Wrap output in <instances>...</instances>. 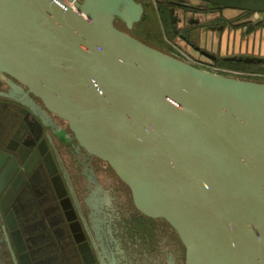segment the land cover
Masks as SVG:
<instances>
[{
  "label": "water",
  "instance_id": "1",
  "mask_svg": "<svg viewBox=\"0 0 264 264\" xmlns=\"http://www.w3.org/2000/svg\"><path fill=\"white\" fill-rule=\"evenodd\" d=\"M200 1L264 16V0ZM143 12L137 0H0V77L18 90L0 95L28 108L20 127L36 139L28 93L65 120L78 146L128 187L137 211L173 228L184 264H264V82L134 37L127 30ZM167 15L177 32L173 7ZM36 147L17 149L6 165L1 152L0 179L8 168L11 179L16 158L37 162L46 146Z\"/></svg>",
  "mask_w": 264,
  "mask_h": 264
},
{
  "label": "flooded vegetation",
  "instance_id": "2",
  "mask_svg": "<svg viewBox=\"0 0 264 264\" xmlns=\"http://www.w3.org/2000/svg\"><path fill=\"white\" fill-rule=\"evenodd\" d=\"M169 2L173 8L183 5L179 7L186 11L204 13L212 8L202 2L194 6L197 11L179 0ZM21 88L26 90L22 85ZM6 89L0 80V90ZM27 95L38 115H44V121L30 111L27 115L38 138L20 127L28 108L1 97L0 133L7 131L11 111L19 120L5 138L0 137V153L8 154L6 165L17 149L24 155L26 148L29 154L36 146L46 148L34 164L20 163L16 158L18 168L11 172L15 171L11 179L9 168L0 179V200L5 205L4 211L0 207V264H112L113 259L120 264L123 257L118 247L124 254L147 251L145 247L149 252L155 251L154 246L148 245L156 233L151 223L162 219L137 211L128 187L108 164L79 147L67 122L49 112L33 94ZM33 117L41 122L40 126ZM91 175L99 184L91 180ZM5 215H10L12 229L8 228ZM139 256L138 253L131 258L138 260Z\"/></svg>",
  "mask_w": 264,
  "mask_h": 264
},
{
  "label": "crops",
  "instance_id": "3",
  "mask_svg": "<svg viewBox=\"0 0 264 264\" xmlns=\"http://www.w3.org/2000/svg\"><path fill=\"white\" fill-rule=\"evenodd\" d=\"M197 1H199L197 5L202 3L200 0ZM174 13L177 17V32L172 31L169 23L172 36L163 35L164 40H167H165V45H167L171 54L176 55L175 48H180L193 58L207 63L224 59L226 56L264 57V26L255 25L253 29L248 28L251 23L258 24L264 21V16L261 17L259 13L231 8H221V10L214 12L205 11L201 13L182 10L181 7L180 10L175 7ZM235 15L240 19V22L233 23L232 19H230V17L232 18ZM219 16L222 21L224 20L223 23L215 21ZM256 20L258 22L255 23ZM203 51L212 56L205 55ZM7 78L0 77V80L7 87L6 91H0L16 95L18 90H16L15 86H11L8 83ZM1 97L20 103L14 98L0 95ZM7 120V131L2 130V133H0L2 138H5L15 128L19 116L11 111Z\"/></svg>",
  "mask_w": 264,
  "mask_h": 264
},
{
  "label": "rangeland",
  "instance_id": "4",
  "mask_svg": "<svg viewBox=\"0 0 264 264\" xmlns=\"http://www.w3.org/2000/svg\"><path fill=\"white\" fill-rule=\"evenodd\" d=\"M137 1L142 3L144 7V12H143L142 18L136 24H134L132 29L127 30V32L133 35L134 37L140 39L141 41L161 51L170 53L169 48L167 47V45H165L166 39L164 40V37H163V35H165L167 31L165 30V26L162 23L161 15L158 11V1L160 0H137ZM179 2L183 3L184 6L191 7L193 9V8H196L194 6H197L199 1L179 0ZM169 3L171 4V2ZM179 6H183V5L178 4L176 6V9L180 10ZM197 11H199V9ZM234 17L232 18L230 17L233 23L240 22L239 21L240 19L236 15ZM216 21H219V20H216ZM115 24L120 29L126 30L124 23L121 22L120 20H116ZM169 46L171 48L170 44ZM251 79L254 81L264 82V80H261V79H255V78H251ZM90 178L92 181L95 180V184H99L97 179H94L92 175ZM131 210L135 211L133 207L131 208ZM151 224L153 225V228H155L154 231H156V233H154L155 240H149L150 243L148 245L154 246L156 250L149 252L148 248L145 247L144 250H147V251H143L141 249V251L139 250V252L128 251L124 254L123 250L117 246L119 249L118 252L120 254V257L121 256L123 257V259L121 257L122 259L120 260L121 262L119 261L120 264H182L183 263L184 248L181 247L180 245L181 242L179 243V241L177 240L178 237H176L177 235L175 231L173 230V228L167 222H164L162 220L153 221ZM156 235H158L159 238L156 237ZM138 253L140 254V256L138 257V260L135 257L134 258L135 261H134L131 257ZM142 253L146 255L143 256ZM165 253L167 257H165Z\"/></svg>",
  "mask_w": 264,
  "mask_h": 264
},
{
  "label": "trees",
  "instance_id": "5",
  "mask_svg": "<svg viewBox=\"0 0 264 264\" xmlns=\"http://www.w3.org/2000/svg\"><path fill=\"white\" fill-rule=\"evenodd\" d=\"M169 0H160L158 1V11L161 15L162 18V23L165 26V30L167 31L166 35L168 36H172V32L169 26V20H168V15H167V9L168 7L173 6L172 4H170L168 2ZM212 6V8L206 10L208 12H214L217 9H220V7L210 4V7ZM219 20V22L223 23L224 20L222 21V19L220 18V16L218 18L215 19ZM211 21V20H210ZM255 25L258 26H264V21L259 22L258 24H249L250 29H253L255 27ZM210 64L218 66V67H223V68H228V69H233V70H240V71H262L264 72V62H256V63H245L242 61H231V60H224V59H218L215 60L213 62H210Z\"/></svg>",
  "mask_w": 264,
  "mask_h": 264
},
{
  "label": "built area",
  "instance_id": "6",
  "mask_svg": "<svg viewBox=\"0 0 264 264\" xmlns=\"http://www.w3.org/2000/svg\"><path fill=\"white\" fill-rule=\"evenodd\" d=\"M176 49V55L180 58H183L201 68H204L206 70L216 72V73H221V74H228V75H233V76H238V77H244V78H255V79H261L264 80V72L262 71H240V70H233V69H228V68H223V67H218L215 65H212L210 63L197 60L187 54L185 51H183L180 48H175Z\"/></svg>",
  "mask_w": 264,
  "mask_h": 264
}]
</instances>
